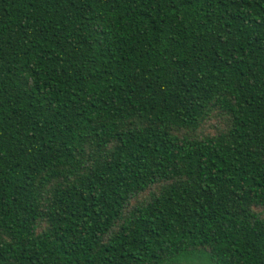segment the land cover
I'll return each mask as SVG.
<instances>
[{
	"label": "trees",
	"instance_id": "obj_1",
	"mask_svg": "<svg viewBox=\"0 0 264 264\" xmlns=\"http://www.w3.org/2000/svg\"><path fill=\"white\" fill-rule=\"evenodd\" d=\"M0 264H264V0H0Z\"/></svg>",
	"mask_w": 264,
	"mask_h": 264
},
{
	"label": "rangeland",
	"instance_id": "obj_2",
	"mask_svg": "<svg viewBox=\"0 0 264 264\" xmlns=\"http://www.w3.org/2000/svg\"><path fill=\"white\" fill-rule=\"evenodd\" d=\"M224 119L220 115H212L211 119L202 127L201 132L205 135H212L215 130L223 127Z\"/></svg>",
	"mask_w": 264,
	"mask_h": 264
}]
</instances>
